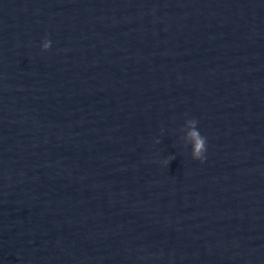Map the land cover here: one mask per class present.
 Returning a JSON list of instances; mask_svg holds the SVG:
<instances>
[{"label": "water", "instance_id": "95a60500", "mask_svg": "<svg viewBox=\"0 0 264 264\" xmlns=\"http://www.w3.org/2000/svg\"><path fill=\"white\" fill-rule=\"evenodd\" d=\"M0 264H264V0H0Z\"/></svg>", "mask_w": 264, "mask_h": 264}, {"label": "clouds", "instance_id": "9594fccd", "mask_svg": "<svg viewBox=\"0 0 264 264\" xmlns=\"http://www.w3.org/2000/svg\"><path fill=\"white\" fill-rule=\"evenodd\" d=\"M50 48L51 41L46 38L43 44V49L45 51H48ZM187 123L192 127V131H190L189 136L194 141L193 159L199 161L200 163H204L206 159L205 153L207 140L200 134L198 130H196V125L198 124L197 120L190 119L187 121ZM173 159L174 158H169L168 160H166L165 164L169 165Z\"/></svg>", "mask_w": 264, "mask_h": 264}]
</instances>
